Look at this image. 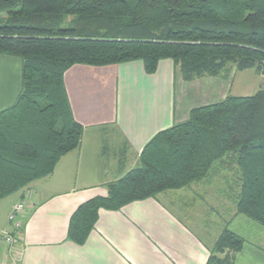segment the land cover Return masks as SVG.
Segmentation results:
<instances>
[{"label": "trees", "instance_id": "16d2710c", "mask_svg": "<svg viewBox=\"0 0 264 264\" xmlns=\"http://www.w3.org/2000/svg\"><path fill=\"white\" fill-rule=\"evenodd\" d=\"M5 16V18H3ZM66 16L72 19L63 25ZM0 55L21 63L20 89L0 110V199L48 176L76 149L83 127L72 116L64 74L140 60L147 73L170 59L184 80L232 69L264 75V0H0ZM227 159L240 173L236 212L264 228V90L193 108L159 132L139 165L73 214L69 237L81 243L98 208L175 190ZM244 240L227 228L207 264H233Z\"/></svg>", "mask_w": 264, "mask_h": 264}, {"label": "crops", "instance_id": "0c3cea01", "mask_svg": "<svg viewBox=\"0 0 264 264\" xmlns=\"http://www.w3.org/2000/svg\"><path fill=\"white\" fill-rule=\"evenodd\" d=\"M236 72L186 81L170 59L152 73L140 60L101 71L83 65L67 70L69 106L83 127L80 144L50 175L0 199V233L11 232L13 206L28 203L17 245L0 239V264H207L224 228L244 240L229 254L233 264H264V228L237 214L240 173L226 158L182 188L118 209L98 208L84 241L69 237L75 211L106 198L108 186L139 165L153 137L185 122L193 108L236 96L230 94ZM20 76V60L0 55V110L13 103Z\"/></svg>", "mask_w": 264, "mask_h": 264}, {"label": "rangeland", "instance_id": "374dc122", "mask_svg": "<svg viewBox=\"0 0 264 264\" xmlns=\"http://www.w3.org/2000/svg\"><path fill=\"white\" fill-rule=\"evenodd\" d=\"M71 19V16H66L63 25L69 24ZM261 89H264V80L260 78L258 73L251 69L236 72L230 94L236 96H251ZM211 248L215 259H219L222 262L225 261L223 257L224 253L216 251L214 246H211Z\"/></svg>", "mask_w": 264, "mask_h": 264}, {"label": "built area", "instance_id": "2783aa9c", "mask_svg": "<svg viewBox=\"0 0 264 264\" xmlns=\"http://www.w3.org/2000/svg\"><path fill=\"white\" fill-rule=\"evenodd\" d=\"M27 207L28 203L24 200H21L13 206L8 216V223L11 227V232L0 233L1 241L8 247H15L17 245L22 231L21 215L27 209Z\"/></svg>", "mask_w": 264, "mask_h": 264}]
</instances>
